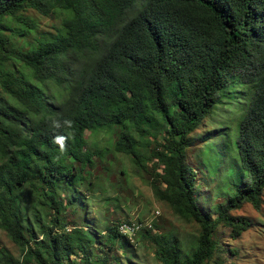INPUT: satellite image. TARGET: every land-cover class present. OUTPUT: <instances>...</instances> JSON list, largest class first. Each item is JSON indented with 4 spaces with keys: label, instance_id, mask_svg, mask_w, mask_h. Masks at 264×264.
I'll return each instance as SVG.
<instances>
[{
    "label": "trees",
    "instance_id": "1",
    "mask_svg": "<svg viewBox=\"0 0 264 264\" xmlns=\"http://www.w3.org/2000/svg\"><path fill=\"white\" fill-rule=\"evenodd\" d=\"M29 11L60 24L43 33ZM88 132L108 136L109 151L93 152ZM57 135L67 137L63 152ZM200 141L214 170L227 156L235 164L214 219L197 202L187 165ZM113 152L145 171L151 165L156 198L200 228L184 244L154 235V222L143 227L135 241L154 244L160 264H226L238 253L217 232L239 238L251 223L230 212L261 207L264 0H0V229L23 253L3 248L0 264H92L101 235L85 218L70 231L69 217L80 215L95 158ZM118 225L101 246L129 243Z\"/></svg>",
    "mask_w": 264,
    "mask_h": 264
},
{
    "label": "rangeland",
    "instance_id": "2",
    "mask_svg": "<svg viewBox=\"0 0 264 264\" xmlns=\"http://www.w3.org/2000/svg\"><path fill=\"white\" fill-rule=\"evenodd\" d=\"M27 15L36 18L40 22L41 32H54V27L59 26L60 20L53 16L43 17L34 11H29ZM22 43V42H20ZM209 125L208 127L214 129ZM207 126L198 130L202 134ZM224 135L222 132L219 136ZM214 137L215 138H219ZM86 137L92 151H109L108 136L104 133L97 137H92L88 132ZM116 139L117 136H115ZM220 139V138H219ZM161 141H163L161 139ZM216 141V140H215ZM97 143L99 147L91 145ZM205 149L203 141L196 142L189 149L187 165L195 172V182L197 195L196 199L203 212L214 219L217 216V207L226 206V196L222 193L228 192V181L233 175L235 164L231 163L229 157L221 158L219 166L214 170L202 157ZM209 161V160H208ZM211 163H215L214 156L210 157ZM151 165L148 169H140L134 165L132 160L117 152L110 153L104 160L95 158V165L85 174L83 178L86 188L79 196L78 210L80 215H71L69 221L80 225L86 220L87 225H92L91 229L98 233V240L91 244L90 255L92 264H103L105 257H108V264H160L156 258V247L148 240L140 237L135 241L136 235L143 227H151L155 224L154 235L173 234L184 244L192 242L199 236L200 228L195 223L187 222L179 218L169 207L168 204L156 198L153 191V173ZM162 173V170L159 171ZM83 177V176H82ZM81 179V178H80ZM93 189H90L92 188ZM27 195L32 197L30 185L23 189ZM217 205V206H216ZM30 217L32 222V213ZM230 214L234 217L245 218L250 223V228L242 233L237 239H233L231 230L220 227L217 232L220 243L227 249H236L238 253L234 256H225L226 264H264V192L262 194L261 207L256 209L252 204L245 203L241 209L233 210ZM82 218H85L83 221ZM143 222V223H139ZM131 226L138 225L135 234L131 235L122 231V235L127 237V242L122 245L114 244L111 249L101 246L106 242L108 232L106 229L115 225ZM118 225V226H119ZM101 230V232H100ZM41 239V236L39 235ZM5 248L11 255L21 259L22 249L15 245L8 234L0 229V250Z\"/></svg>",
    "mask_w": 264,
    "mask_h": 264
},
{
    "label": "clouds",
    "instance_id": "3",
    "mask_svg": "<svg viewBox=\"0 0 264 264\" xmlns=\"http://www.w3.org/2000/svg\"><path fill=\"white\" fill-rule=\"evenodd\" d=\"M53 125L56 128L61 127V123L58 120L53 121ZM63 125L67 126L68 128H71L73 126V121L69 119H64ZM66 141H67V137H65L64 135H57L53 139V143L59 146L61 152L66 150Z\"/></svg>",
    "mask_w": 264,
    "mask_h": 264
},
{
    "label": "bare ground",
    "instance_id": "4",
    "mask_svg": "<svg viewBox=\"0 0 264 264\" xmlns=\"http://www.w3.org/2000/svg\"><path fill=\"white\" fill-rule=\"evenodd\" d=\"M128 227L131 228V229H133L132 232H129V231H127L126 229H124V225H120V227H119L120 233L123 234L122 231H123V230H126L127 233L133 235V234H135V232H136L138 229H140L138 225H133V224H131V226H128Z\"/></svg>",
    "mask_w": 264,
    "mask_h": 264
},
{
    "label": "built area",
    "instance_id": "5",
    "mask_svg": "<svg viewBox=\"0 0 264 264\" xmlns=\"http://www.w3.org/2000/svg\"><path fill=\"white\" fill-rule=\"evenodd\" d=\"M124 229H126L129 232H132L133 229L129 228L128 226H124Z\"/></svg>",
    "mask_w": 264,
    "mask_h": 264
}]
</instances>
